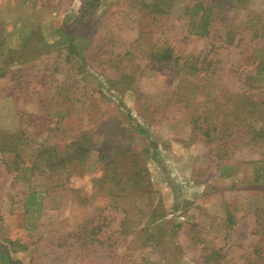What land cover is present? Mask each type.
<instances>
[{"label":"rangeland","instance_id":"1","mask_svg":"<svg viewBox=\"0 0 264 264\" xmlns=\"http://www.w3.org/2000/svg\"><path fill=\"white\" fill-rule=\"evenodd\" d=\"M141 3L0 0V264H264V0Z\"/></svg>","mask_w":264,"mask_h":264},{"label":"trees","instance_id":"2","mask_svg":"<svg viewBox=\"0 0 264 264\" xmlns=\"http://www.w3.org/2000/svg\"><path fill=\"white\" fill-rule=\"evenodd\" d=\"M142 6L146 10H149V14L153 15V19H156V16L162 17L164 15H169V9L172 4V0H152L148 3L143 2ZM211 6H204L203 2H198L192 7H186V13L190 17V27L189 31L197 36L204 37L209 33V28L211 26L212 19V8ZM174 50L169 46V44H164L163 47L157 51L150 53L149 57L151 61L155 62H171L172 65L179 64L181 60L180 57L174 56ZM252 141L255 143L264 142V122L260 125L259 128H251ZM71 146V147H70ZM70 147V148H69ZM90 145L84 143V135H81L79 139L68 145V150L65 153V158L63 164L66 166L65 174L66 180H68L72 173L84 165L86 159L90 154L89 150ZM75 150H71L74 149ZM29 200L34 199V194L30 193ZM28 209H26V212Z\"/></svg>","mask_w":264,"mask_h":264}]
</instances>
